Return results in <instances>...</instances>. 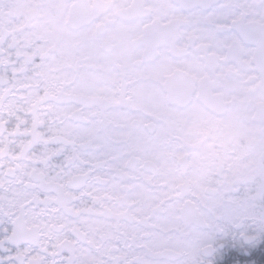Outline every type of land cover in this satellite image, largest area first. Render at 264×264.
<instances>
[{
	"label": "snow or ice",
	"instance_id": "snow-or-ice-1",
	"mask_svg": "<svg viewBox=\"0 0 264 264\" xmlns=\"http://www.w3.org/2000/svg\"><path fill=\"white\" fill-rule=\"evenodd\" d=\"M0 264H264V0H0Z\"/></svg>",
	"mask_w": 264,
	"mask_h": 264
}]
</instances>
